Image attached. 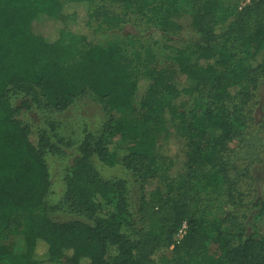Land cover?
Instances as JSON below:
<instances>
[{"label": "trees", "instance_id": "1", "mask_svg": "<svg viewBox=\"0 0 264 264\" xmlns=\"http://www.w3.org/2000/svg\"><path fill=\"white\" fill-rule=\"evenodd\" d=\"M78 4L93 32H135L96 43L69 26ZM182 15L197 38L178 45ZM263 84L264 0H0V264H159L168 250L169 264H264V236L247 232L250 216L264 221L252 171L264 144L239 145L264 135L254 116ZM82 96L108 119L79 141L51 204L47 155L63 140L41 130L34 144L20 115L61 113ZM173 129L185 138L175 156ZM96 162L131 173L135 209L128 181ZM59 209L80 218L55 219ZM23 227L14 254L4 241Z\"/></svg>", "mask_w": 264, "mask_h": 264}, {"label": "rangeland", "instance_id": "2", "mask_svg": "<svg viewBox=\"0 0 264 264\" xmlns=\"http://www.w3.org/2000/svg\"><path fill=\"white\" fill-rule=\"evenodd\" d=\"M243 6L244 2L239 0V7ZM70 10L73 11V15L69 22V26L75 31L89 34L90 38L96 43L107 44L121 39V37L125 34L135 32V28L131 25H126L119 31L93 32V30L89 29L86 25L88 18L87 6L79 4L73 5L72 8L70 7ZM175 20L182 25L183 29L180 31L179 35L174 36V43L182 45L185 42L197 38V33L190 26L189 16L182 15L177 17ZM43 27L47 28L48 23L43 22ZM164 54L167 57L166 61H168V56L173 54V50H163L162 55ZM260 95L261 103L254 111L255 121L258 122L264 119V84L262 85ZM21 101V98L14 100L16 104H20ZM20 118L30 126V139L34 144L38 143L39 132L41 130H46L51 135L53 140H63V143L61 144L62 153L47 155L52 179V190L48 200L51 204H58L62 201L65 190L64 176L67 169L72 165L74 157L78 154L77 147L79 141L86 132L95 131L100 128L108 119V116L105 113L102 104L97 99L90 96H82L76 99L71 107L64 112H49L44 109L33 107L29 110H23ZM172 134L178 138L177 144H174L171 148V155L175 156L180 154L182 146H185V138L176 129H173ZM246 137L243 143L240 141V146L243 144L254 153L262 150L264 135L257 133L256 135H248V137ZM233 149L235 154L237 150L235 148ZM96 164L105 178L121 177L128 181L129 197L133 208L135 209L141 193V187L131 173L121 167H109L101 162H96ZM252 171L254 175L258 176L256 180L258 188L257 194L258 196L264 197V162H258L255 164ZM160 181V178L154 179L151 184L146 187L145 191L148 193L154 190L155 187L160 184ZM53 217L58 220L80 218L78 215L68 211L67 209L57 210L53 214ZM136 218H138V216H136ZM249 220L250 222L247 225V232L255 233L258 236H264V221H255L252 219V216H250ZM4 242L9 246L12 253H21L25 249L24 227L18 233L9 235ZM165 254L167 261H162L159 264H169L168 259L171 257L172 252L171 250H168L167 252L165 251Z\"/></svg>", "mask_w": 264, "mask_h": 264}, {"label": "built area", "instance_id": "3", "mask_svg": "<svg viewBox=\"0 0 264 264\" xmlns=\"http://www.w3.org/2000/svg\"><path fill=\"white\" fill-rule=\"evenodd\" d=\"M242 1L244 2V5L249 4L251 2V0H242ZM187 228H188V225L186 222H184L182 226L180 227V229L178 230L175 238L177 240L182 239L187 233Z\"/></svg>", "mask_w": 264, "mask_h": 264}]
</instances>
